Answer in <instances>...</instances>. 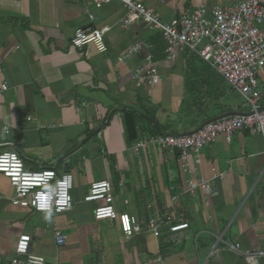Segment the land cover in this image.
<instances>
[{"label":"crops","instance_id":"1","mask_svg":"<svg viewBox=\"0 0 264 264\" xmlns=\"http://www.w3.org/2000/svg\"><path fill=\"white\" fill-rule=\"evenodd\" d=\"M140 1L164 23L198 7L235 3ZM91 13L93 23L76 0H0V86H8L0 96V151L13 144L29 169L54 168L58 175L67 170L73 177L72 209L47 215L11 205L13 189L0 174V264L11 263L23 234L31 237L33 254L57 264H148L157 258L156 264H247L241 252L264 248L262 138L250 130L229 143L219 137L199 156L190 155L184 172L176 152L149 148L135 157L130 147L136 140L128 141L124 123L132 113L137 137L190 134L245 111L241 97L198 59L184 54L172 59L159 34L139 25L122 28L120 2ZM91 25L110 28L106 53L70 44L76 29ZM136 43L141 55L119 62ZM148 51L161 81L137 86L132 73ZM258 84L264 107V69ZM213 168L225 176L207 207L201 194L195 200L185 193V182L210 179ZM99 180L112 184L118 214L137 220L129 238L119 222L95 220L100 203L83 201ZM156 213L170 214L174 223L186 221L189 229L175 234L164 229L154 238L147 221ZM56 231L67 236L61 247L54 243ZM228 244L239 245L240 253ZM257 263L264 264V257Z\"/></svg>","mask_w":264,"mask_h":264},{"label":"built area","instance_id":"2","mask_svg":"<svg viewBox=\"0 0 264 264\" xmlns=\"http://www.w3.org/2000/svg\"><path fill=\"white\" fill-rule=\"evenodd\" d=\"M76 1L82 4L91 23L95 20L91 13L92 8L99 9L112 1L120 2L124 10L120 20L122 28L139 25L147 31L160 34L166 52L172 59L186 52L196 55L243 101L241 107L245 111L204 124L190 134H159L150 137L139 135L130 147L135 157H139L142 151L149 148L176 152L183 171L186 172L189 156H199L219 137L229 143L236 133L250 130L264 142V107L261 105L262 95L258 84V76L264 69V0H235L231 6H213L211 9L198 7L183 12L178 19H173L170 23L162 22L154 10L146 7L140 0ZM109 30L107 26L96 28L92 25L78 28L70 38V44L76 49L92 47L98 53H106L108 46L105 37ZM142 49L141 43H136L119 55V62H127L129 58L141 55ZM132 81L137 86L147 82L150 87L160 83L159 69L151 52L142 54L139 66L132 73ZM7 90V85L0 86V96ZM96 136L100 138V133L97 132ZM0 174L8 180L13 189L11 205L15 207L47 215L63 214L73 207L72 175L65 172L58 175L54 168L38 171L29 169L13 144H7L0 151ZM224 176L225 173L213 168L210 179L187 180L185 193L195 200L199 199L201 194L205 205L209 207L210 198L216 193V182ZM262 177L264 179V171ZM119 188H124L123 181L119 182ZM83 201L100 203L94 210L95 220H115L119 222L127 238L132 236L137 220L128 214H118L114 206L115 192L110 181H94ZM171 202H177V198H172ZM148 209H152V206ZM156 214L158 215L147 221L148 230L154 238L160 237L164 229L169 234L189 229V223L186 221L174 223L170 214ZM66 241L67 236L61 231L54 233V243L57 247L63 246ZM262 241L264 243V237ZM30 243L29 235L19 236L10 264H57L56 261L46 262L42 256L33 254ZM227 247L240 253L239 245L228 244ZM241 254L247 264H258L257 260L264 257V248ZM160 260L157 258L148 264H156Z\"/></svg>","mask_w":264,"mask_h":264},{"label":"trees","instance_id":"3","mask_svg":"<svg viewBox=\"0 0 264 264\" xmlns=\"http://www.w3.org/2000/svg\"><path fill=\"white\" fill-rule=\"evenodd\" d=\"M159 36H160L162 43L165 44L160 34H159ZM184 55L187 56L188 58H196L199 61H201L202 63H204L201 59H199L194 54H189L186 52V53H184ZM124 123H125V129H126L128 141L133 142V141L137 140L136 138H138V137H137L136 125H135V120L133 118L132 113H126L125 114Z\"/></svg>","mask_w":264,"mask_h":264},{"label":"water","instance_id":"4","mask_svg":"<svg viewBox=\"0 0 264 264\" xmlns=\"http://www.w3.org/2000/svg\"><path fill=\"white\" fill-rule=\"evenodd\" d=\"M232 115H235V114H232ZM232 115H224V116L218 117V118H216V119H214V120H211V121H209V122H214V121H217V120L221 119L222 117L232 116ZM209 122H207V123H209ZM207 123H206V124H207ZM65 173H69V172L66 170Z\"/></svg>","mask_w":264,"mask_h":264},{"label":"rangeland","instance_id":"5","mask_svg":"<svg viewBox=\"0 0 264 264\" xmlns=\"http://www.w3.org/2000/svg\"><path fill=\"white\" fill-rule=\"evenodd\" d=\"M208 96H209L210 99L214 100V97H212L211 94L208 93Z\"/></svg>","mask_w":264,"mask_h":264}]
</instances>
